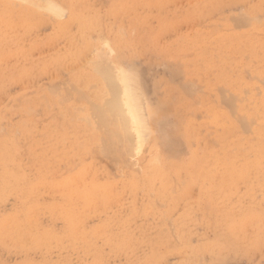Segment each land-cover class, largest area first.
Instances as JSON below:
<instances>
[{"label":"rangeland","instance_id":"374dc122","mask_svg":"<svg viewBox=\"0 0 264 264\" xmlns=\"http://www.w3.org/2000/svg\"><path fill=\"white\" fill-rule=\"evenodd\" d=\"M31 1L0 0V264H264V0Z\"/></svg>","mask_w":264,"mask_h":264},{"label":"bare ground","instance_id":"6f19581e","mask_svg":"<svg viewBox=\"0 0 264 264\" xmlns=\"http://www.w3.org/2000/svg\"><path fill=\"white\" fill-rule=\"evenodd\" d=\"M25 1V0H23ZM31 1V0H30ZM48 0H46L45 2L48 3L47 5H50L45 8H47L49 11L51 10L52 12H55V16L56 15H60V13L62 12V9L59 8L58 5H54V2H51L50 0V4L49 2H47ZM32 2V1H31ZM37 2V1H36ZM44 2V0L42 1ZM44 2V4H45ZM30 3V2H29ZM33 3V2H32ZM151 4V3H150ZM32 5V4H31ZM30 5V6H31ZM34 5V3H33ZM36 5V4H35ZM46 5V4H45ZM54 5V6H53ZM26 6V5H25ZM150 6V5H149ZM35 7V6H34ZM56 7V8H55ZM58 7V9H57ZM157 7V6H156ZM44 8V9H45ZM140 8V7H139ZM37 9H39L37 7ZM43 9V7H42ZM41 9V10H42ZM43 9V10H44ZM46 9V11H47ZM60 9V11H59ZM40 10V9H39ZM45 11V10H44ZM57 11H59L60 13H57ZM143 11V10H142ZM23 13V12H22ZM28 14V13H27ZM145 14V13H144ZM243 17V16H242ZM246 17V16H245ZM73 20V19H72ZM81 20V19H80ZM106 20V19H105ZM76 22V21H75ZM248 24V23H247ZM80 25V24H79ZM244 25V24H243ZM66 26V25H65ZM64 28V26L62 27ZM81 28V27H80ZM78 34V33H77ZM122 34V33H121ZM100 40V39H99ZM67 43V42H66ZM105 44V43H104ZM70 46V44H69ZM91 46V45H90ZM167 47V46H166ZM106 48V47H105ZM110 49V47H109ZM108 49V50H109ZM97 51V50H96ZM113 52V51H112ZM106 53V52H105ZM110 54V52L108 53ZM138 54V53H137ZM100 55V54H99ZM103 55H105L103 53ZM98 57V55H97ZM102 57V56H101ZM100 57V58H101ZM70 58V57H69ZM99 58V59H100ZM105 61H106V56L104 57ZM108 58V56H107ZM84 60V59H83ZM109 60V59H108ZM179 61V60H178ZM98 62V61H97ZM101 61H99L98 63H100ZM103 62V61H102ZM109 62V61H108ZM107 62V63H108ZM90 63V62H89ZM256 63V62H255ZM94 64V63H93ZM97 64V63H95ZM94 64V65H95ZM161 64V63H160ZM176 64V63H175ZM100 65H102V63H100ZM100 65H96L94 66L95 68L98 66V70L102 71V73L100 71H97L100 74L104 75L105 79L104 81H106V84H108L107 88H108V94H110V96L106 97V99H104L101 104L98 105H94L93 107V111H94V115L98 118L97 120H99V124L101 126H105L106 129H109V127L111 125H113L115 128L117 129H111L112 133L111 136L109 135V137H116L114 136L115 134L117 135V132H119L123 137H125L126 140L131 141L132 139V135L134 141H136V145H138L137 148H140L143 146L144 142H145V138L147 137L146 132L149 131L150 129V122H151V117L149 115V109L146 112V109L143 108L142 105V101L141 100V88L138 87L136 88V86H134L133 82L134 79L132 78V76L130 75V72L132 71L130 68L126 71L123 70V68L117 70L118 74H114L115 72H113L112 68L114 66H112V68L110 66L106 67L107 64L103 63V65L100 67ZM110 65H113L112 63ZM181 65V64H180ZM121 66V65H120ZM124 66V65H123ZM131 66V65H130ZM100 67V68H99ZM105 67V68H103ZM118 67V66H116ZM129 67V66H128ZM94 69V68H93ZM114 69H116L114 67ZM133 69V68H132ZM172 69V68H171ZM95 70V69H94ZM95 70V71H96ZM173 70V69H172ZM137 71V70H136ZM180 74V73H179ZM140 76V74H139ZM102 77V76H101ZM175 78V77H174ZM172 80V79H171ZM185 81H187L185 79ZM184 83V80L182 81ZM191 82V81H190ZM189 82V83H190ZM193 83V82H191ZM66 84V83H65ZM141 84V83H139ZM188 84V83H187ZM102 85V84H101ZM183 85V84H181ZM186 85V84H184ZM183 85V86H184ZM187 86V85H186ZM191 86V85H190ZM193 86V85H192ZM93 87V86H92ZM142 87V86H141ZM75 88V87H74ZM103 88V87H102ZM188 88V87H187ZM192 88V87H191ZM139 89L140 94H138L139 92L136 90ZM184 89V88H183ZM190 89V87H189ZM73 90V89H72ZM188 90V89H186ZM194 91H196L194 89ZM185 92V91H184ZM77 93V92H76ZM79 93V92H78ZM81 93V92H80ZM196 93V92H195ZM66 94V93H65ZM71 94V93H70ZM138 94V95H137ZM143 94V93H142ZM107 95V94H106ZM105 95V96H106ZM85 96V95H83ZM67 97V96H66ZM66 97H64L66 99ZM143 97V96H142ZM68 98V97H67ZM70 98V97H69ZM80 98V96H79ZM85 98V97H84ZM235 98V96H234ZM82 99V98H81ZM63 100V99H62ZM88 101V100H87ZM90 101V100H89ZM223 101V100H222ZM88 103V102H87ZM90 104V103H89ZM229 104V103H227ZM258 104V103H257ZM91 108V107H90ZM261 109V107H260ZM259 111V110H258ZM95 122V121H94ZM113 123V124H112ZM245 123V122H244ZM108 127V128H107ZM258 137V136H257ZM110 140V139H109ZM113 140V139H112ZM116 140V139H114ZM264 141V140H263ZM114 142V141H113ZM110 143V142H109ZM108 143V144H109ZM120 143H122V141H120ZM115 144V143H114ZM102 145V144H101ZM133 145V144H132ZM112 144L110 143L108 147H111ZM255 146V145H254ZM264 147V146H263ZM114 147H112L113 149ZM132 147H129V149ZM106 149V148H105ZM115 149V148H114ZM110 151H112L110 149ZM262 151V150H261ZM129 152V151H128ZM131 152V150H130ZM129 152V153H130ZM264 152V150H263ZM131 154V153H130ZM262 155V154H261ZM262 157V156H261ZM264 158V157H263ZM118 160V159H117ZM115 160V161H117ZM124 162V161H123ZM258 163V162H257ZM116 164V162H115Z\"/></svg>","mask_w":264,"mask_h":264},{"label":"snow or ice","instance_id":"6c2138e0","mask_svg":"<svg viewBox=\"0 0 264 264\" xmlns=\"http://www.w3.org/2000/svg\"><path fill=\"white\" fill-rule=\"evenodd\" d=\"M105 47H107V45H105ZM109 51H110V49H109ZM113 55H114V53H113Z\"/></svg>","mask_w":264,"mask_h":264}]
</instances>
